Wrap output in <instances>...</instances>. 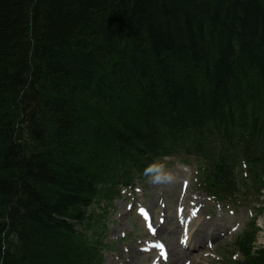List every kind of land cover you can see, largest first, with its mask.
Instances as JSON below:
<instances>
[{
	"label": "trees",
	"instance_id": "trees-1",
	"mask_svg": "<svg viewBox=\"0 0 264 264\" xmlns=\"http://www.w3.org/2000/svg\"><path fill=\"white\" fill-rule=\"evenodd\" d=\"M184 148L264 186V0H0V264H95L87 207Z\"/></svg>",
	"mask_w": 264,
	"mask_h": 264
},
{
	"label": "rangeland",
	"instance_id": "rangeland-1",
	"mask_svg": "<svg viewBox=\"0 0 264 264\" xmlns=\"http://www.w3.org/2000/svg\"><path fill=\"white\" fill-rule=\"evenodd\" d=\"M166 162H170L166 166V170L175 176L173 183L152 184L149 182V178H147L144 181L136 183L133 193L123 189L121 199L113 203L111 213H108V219L105 223V242L109 248L104 252L103 264H125L132 254L134 261L131 264H151V256L142 253L139 248L142 238L146 236L145 238L149 239L150 237L142 226L141 220L135 214L134 208L137 204L146 205V209L152 210L154 223H156L158 213L164 212L166 214V223L171 218L168 228H172L173 224L177 222L174 216V207L178 202L183 201L186 216L194 218V213L190 211L192 197L200 195L202 200L204 197L195 188L193 179L194 164H191L189 167H184L173 159H167ZM184 181L187 182L188 188L181 185ZM185 192L186 196L184 197ZM202 200L198 203V206ZM204 200L205 205L201 208L197 217L192 220L188 228V233L209 234L213 232L215 234L213 238L205 239L202 247L198 251L192 252L194 256L193 260H191L192 264H216L214 261L220 259L221 256L224 258L234 257V259H239L240 254L234 249L233 243L236 237L243 232L242 230L248 221L244 210L230 212L223 207L220 208L217 205H213L206 198ZM158 202L162 206L166 205V209H161ZM257 226L258 231L254 244L256 247H262L264 246L263 215L258 216ZM160 237L165 240L167 236L162 233ZM179 237L180 233L176 234L173 239L177 245ZM191 246H193L192 243ZM152 257L156 258V254L153 253ZM169 261L161 264H169ZM186 261V258H181L178 264H187Z\"/></svg>",
	"mask_w": 264,
	"mask_h": 264
},
{
	"label": "bare ground",
	"instance_id": "bare-ground-1",
	"mask_svg": "<svg viewBox=\"0 0 264 264\" xmlns=\"http://www.w3.org/2000/svg\"><path fill=\"white\" fill-rule=\"evenodd\" d=\"M153 202V201H152ZM171 219L168 220V222L163 225H158L157 229H158V234L161 235L162 233L165 234L166 237V242L169 245V253H170V262L169 264H178V261L185 255H192V251L190 253V251L186 252L183 251L174 241V235L178 233V225H175L169 229L167 226L169 225ZM190 240L191 242L194 243L195 247H200L203 244V241L205 238H211L213 236V234H200V233H195V234H190ZM195 249V248H194ZM194 251V250H193ZM188 257V256H187ZM134 261V256L133 254L130 255V259L125 262V264H131V262Z\"/></svg>",
	"mask_w": 264,
	"mask_h": 264
},
{
	"label": "clouds",
	"instance_id": "clouds-1",
	"mask_svg": "<svg viewBox=\"0 0 264 264\" xmlns=\"http://www.w3.org/2000/svg\"><path fill=\"white\" fill-rule=\"evenodd\" d=\"M143 175L149 178L152 184H170L175 180V176L168 170L164 163L155 161L143 169Z\"/></svg>",
	"mask_w": 264,
	"mask_h": 264
},
{
	"label": "snow or ice",
	"instance_id": "snow-or-ice-1",
	"mask_svg": "<svg viewBox=\"0 0 264 264\" xmlns=\"http://www.w3.org/2000/svg\"><path fill=\"white\" fill-rule=\"evenodd\" d=\"M139 211L141 212L142 215H144L145 219L148 218L147 217V212L144 209H140ZM149 228H150V230H152L150 225H149ZM152 231H154V230H152ZM159 247H163V246L159 245Z\"/></svg>",
	"mask_w": 264,
	"mask_h": 264
}]
</instances>
